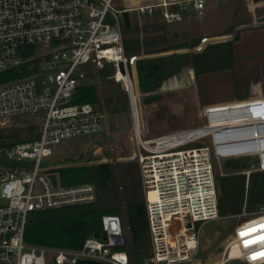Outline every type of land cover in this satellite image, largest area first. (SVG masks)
Segmentation results:
<instances>
[{
	"label": "built area",
	"instance_id": "1",
	"mask_svg": "<svg viewBox=\"0 0 264 264\" xmlns=\"http://www.w3.org/2000/svg\"><path fill=\"white\" fill-rule=\"evenodd\" d=\"M115 1L0 0V75L14 69L23 74L0 84V121L29 114L40 116L38 140L0 148V264H75L79 260L134 264L122 249L127 227L123 229L118 216H104L102 233L85 238L78 248L25 241L32 213L96 200L94 185L62 187L57 174L51 172L54 168L43 167L42 163L54 156V147L61 141L101 133L104 116L97 106L71 101L89 72L106 64L113 68V84L127 93L132 115L130 160L138 169L148 223L149 249L142 264H204L202 257L196 259L201 251V230L205 223L222 219L232 220L234 225L222 251L208 264H264V204L250 205L247 196L251 176L264 174V119L212 126L216 111L255 103L262 104L246 108H262L264 98L206 108L203 116L205 127L210 129L207 135L178 141L192 131L188 130L143 139L130 74L139 57L125 54L122 15L145 14L172 24L181 22L184 15L201 16L206 0H158L120 10L114 8ZM213 43L202 38L193 52L199 53ZM47 45L55 48L53 53L41 52L40 48ZM32 48L36 50L29 53ZM251 130L254 138L238 154L229 144L239 141L225 137V133ZM206 137L210 147L188 148L201 144ZM239 156L255 157L254 168L224 174L222 161ZM53 176H57L56 182ZM234 176L244 177L243 203L239 212L221 216L219 186L222 179ZM249 229L256 231L241 235Z\"/></svg>",
	"mask_w": 264,
	"mask_h": 264
},
{
	"label": "rangeland",
	"instance_id": "2",
	"mask_svg": "<svg viewBox=\"0 0 264 264\" xmlns=\"http://www.w3.org/2000/svg\"><path fill=\"white\" fill-rule=\"evenodd\" d=\"M242 1L206 0L201 16L190 15L184 17L181 22L164 23V32L169 45L191 42L194 39L201 40L202 38H208L209 42L221 43L232 41L238 35V40L233 45L236 61L231 70L208 73L196 78L194 71L190 67H185L177 75L163 82L157 91L159 99L149 104L142 100L148 94H138L136 91L140 92L136 69L130 70L133 84L138 87L135 89L134 97L137 99L138 129L143 139L166 133L202 130L207 128L203 116L206 108L264 98V14L258 12L260 15L256 19L252 18V14L248 13L244 5L245 2ZM157 2L158 0H116L114 8L117 10L131 9ZM129 20L131 24L136 23L139 27L162 22L159 18L148 17L145 14L137 16L136 13H130ZM40 50L50 54L54 52L55 48L47 45ZM186 52H193V49L184 48L149 55L141 53L138 57L165 56ZM86 83L95 87L96 106L104 116L101 133L61 141L57 147H54V156L43 162L42 165L55 169L65 165L68 159L79 164L108 162L113 165L116 175L119 177L118 171L121 166L128 164L134 166L135 164L130 160L133 148V123L127 93L122 86L113 84L111 77L100 78L98 70L93 71ZM261 104L255 103L249 106ZM249 106L225 107L216 111V118L212 126L217 127L231 122H246L264 118V113H261L264 107L247 109L246 107ZM233 109L237 110L233 111ZM39 117L37 114L17 116L0 121V128L18 133L22 138L28 134L26 132L28 129L37 128L40 132ZM209 140L206 137L201 144L189 145L188 148L210 147ZM79 155L86 158V161H78ZM253 165V158L226 159L222 161V170L225 174H230L251 169ZM124 177L125 179H127L126 177L139 179L138 170L133 176L125 174ZM119 179L117 184L121 189L125 184ZM56 180L57 176H53L52 181L56 182ZM248 193L250 197L251 185L248 186ZM218 204L220 206L218 210L221 213H226V203L221 196ZM118 205L119 217L125 230L126 198L121 196ZM226 215L228 213L221 214V216ZM53 223L58 228L63 225L74 227L76 219L59 220ZM233 225L234 221L229 219L205 223L200 233L201 251L196 259L199 260L202 257L203 263L208 264L211 258L219 255L228 241L229 230ZM125 236L127 237V230ZM50 237H53L52 241H55V244L66 247H74L80 242L79 237L73 233H51ZM47 239L43 237L42 241H48Z\"/></svg>",
	"mask_w": 264,
	"mask_h": 264
},
{
	"label": "trees",
	"instance_id": "3",
	"mask_svg": "<svg viewBox=\"0 0 264 264\" xmlns=\"http://www.w3.org/2000/svg\"><path fill=\"white\" fill-rule=\"evenodd\" d=\"M184 17H187L184 15ZM157 18V17H154ZM230 31V30H229ZM122 44L127 56L162 53L184 48L195 47L200 39H194L191 42H182L178 44H167V38L164 32V23L146 24L139 27L138 24L130 23V27H122ZM238 35L232 41L214 43L207 45L201 52H186L170 54L155 58L137 59L135 69L138 78V86L141 94H148L142 100L145 103H152L159 99L157 91L163 82L177 75L183 68L190 67L194 71L196 78L198 76L231 70L236 61L234 55V42L238 40ZM36 49L32 48L29 53ZM23 70V69H21ZM93 73L90 71L88 77ZM113 74L111 65H105L98 70L100 78H109ZM22 73L16 69L4 72L0 75V84L14 81L22 77ZM240 98V97H239ZM72 104H92L97 105V95L95 87L89 83H83L74 91ZM28 134L20 137L18 133L10 132L0 128V148L10 147L14 144L34 142L38 140L40 132L37 128L28 129ZM100 146V143L98 144ZM78 161H86L82 155L78 156ZM65 165L53 169L56 173L58 182L62 187H72L82 184H92L96 191V200L90 204L76 205L72 207H63L61 209L46 210L32 213L27 221L25 231V241L31 244H42L45 237L52 241L51 233H73L76 234L80 242L76 248L80 247L85 238L92 234L102 233V218L104 216H118V202L122 197L126 198L125 214L127 237L126 245L122 248L128 254V257L134 264H142V259L147 255L149 249L148 241V223L144 199L141 192L139 179L126 177L128 174H136L137 166L134 164L123 165L117 173L112 164H79L66 161ZM254 176V177H253ZM120 178V179H119ZM122 180L125 186L118 188L117 181ZM252 203L264 204V174H253L250 179ZM220 196L226 203V213H237L241 209L244 197V177L234 176L222 179L219 186ZM219 196V197H220ZM218 208L220 206L218 204ZM219 213L220 210H219ZM221 213L223 215L226 214ZM87 217L86 219H81ZM76 219L74 227L63 225L58 228L53 222L59 220ZM48 264H54L49 261ZM75 264H102L90 260H79Z\"/></svg>",
	"mask_w": 264,
	"mask_h": 264
},
{
	"label": "bare ground",
	"instance_id": "4",
	"mask_svg": "<svg viewBox=\"0 0 264 264\" xmlns=\"http://www.w3.org/2000/svg\"><path fill=\"white\" fill-rule=\"evenodd\" d=\"M262 119H264V118H262ZM253 121H256V120H253ZM229 124H231V123H226V124H223V125H226L227 126ZM236 125H243V123L242 122H239ZM220 126H222V125H220ZM209 131H210L209 128H204L202 130H192V131H189L187 133H184L182 135V137L195 136V138H196V137H198L200 135H207L208 133H210ZM262 133L264 134V132H262ZM225 134H226L225 137H227L229 139H231V138H237V141H239V142H236L234 144H229L230 146L234 147L233 149H235V151H237L238 154H240L242 151L245 150V147H244L245 146V143L246 142H250V140L254 138V131L253 130H251L250 132L249 131L248 132L233 131V132H226ZM262 136L264 137V135H262ZM234 141H236V140H234ZM230 143H232V141H230ZM251 148L255 150L258 147L257 146H254V147L251 146ZM237 158H241V159L253 158L254 159V165L251 167V169L254 168V166H255V157H253V156H239ZM234 159H236V158H234ZM246 170H250V169H245L243 171H246Z\"/></svg>",
	"mask_w": 264,
	"mask_h": 264
},
{
	"label": "crops",
	"instance_id": "5",
	"mask_svg": "<svg viewBox=\"0 0 264 264\" xmlns=\"http://www.w3.org/2000/svg\"><path fill=\"white\" fill-rule=\"evenodd\" d=\"M242 2H245L244 5H245L248 13H250V15L252 14V18L256 19L260 15V14H258V12H261L262 14H264V0H243ZM175 54H178V53H175ZM159 56H161V55H159ZM159 56H152V57L151 56H144L143 58H155V57H159ZM138 59H142V58H138ZM136 88L138 89L137 86H135V89ZM136 91L138 94H140V92L138 90H136Z\"/></svg>",
	"mask_w": 264,
	"mask_h": 264
},
{
	"label": "water",
	"instance_id": "6",
	"mask_svg": "<svg viewBox=\"0 0 264 264\" xmlns=\"http://www.w3.org/2000/svg\"><path fill=\"white\" fill-rule=\"evenodd\" d=\"M122 20H123L124 28L128 29L130 27V20H129V14L127 12L123 13Z\"/></svg>",
	"mask_w": 264,
	"mask_h": 264
},
{
	"label": "flooded vegetation",
	"instance_id": "7",
	"mask_svg": "<svg viewBox=\"0 0 264 264\" xmlns=\"http://www.w3.org/2000/svg\"><path fill=\"white\" fill-rule=\"evenodd\" d=\"M169 134H172V133H166V134H162V135H159V136H164V135H169ZM159 136H155V137H159ZM152 138H154V137H152ZM195 138V136H189V137H182L181 136V139H179L178 141H183V140H186V139H190V140H192V139H194ZM188 155H191V154H187L186 153V156H188Z\"/></svg>",
	"mask_w": 264,
	"mask_h": 264
},
{
	"label": "snow or ice",
	"instance_id": "8",
	"mask_svg": "<svg viewBox=\"0 0 264 264\" xmlns=\"http://www.w3.org/2000/svg\"><path fill=\"white\" fill-rule=\"evenodd\" d=\"M261 228H264V226H261ZM254 231H256V229H249V230H247L246 232L241 233V235H242V236H243V235H248V234H250L251 232H254ZM261 239H264V237H262ZM246 246H247V244H246Z\"/></svg>",
	"mask_w": 264,
	"mask_h": 264
}]
</instances>
